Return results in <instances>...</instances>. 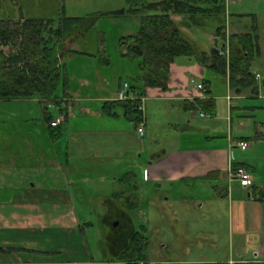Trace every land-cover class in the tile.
<instances>
[{
    "label": "rangeland",
    "instance_id": "obj_1",
    "mask_svg": "<svg viewBox=\"0 0 264 264\" xmlns=\"http://www.w3.org/2000/svg\"><path fill=\"white\" fill-rule=\"evenodd\" d=\"M57 1L16 0V3L21 7L23 19L56 18L58 8H53V5ZM60 1L66 4L70 16H85L128 6L121 0ZM2 2V9L12 10L10 0ZM225 4L228 8L227 0ZM129 16L122 19L101 16L95 28L104 34L110 60L108 67L100 68L115 83L119 78L135 83L140 73L139 67H134L137 59L120 57L118 36L133 34L138 28L133 23L134 16ZM229 21L226 13V26ZM192 28L195 40L206 41L205 36L196 37L199 30ZM67 41L71 46L72 40ZM72 46L77 51H94L95 35L89 34L83 40L77 38ZM11 49L6 46L4 51ZM64 56L63 62L66 61L76 75H81L85 66L92 67L86 61L95 62L93 59L82 62L78 56L70 58L68 54ZM251 66L254 67L255 62ZM208 75L216 77L212 91L222 96L226 91L223 77L212 71ZM190 82L200 84L195 79ZM256 83L264 92L261 79ZM151 89L154 90L149 95L145 93L142 96L144 136L132 128L136 136L134 141L104 138L102 143L91 149L97 155H91V150L87 153L76 151L71 155L70 165H65V168L66 143L52 142L46 119L48 115L45 116L43 111L47 106L48 111L57 117V107L51 103L41 104L35 98L38 96L28 100H0V247H16L15 252L28 256L32 254L31 249L46 250L69 264H184L185 260L193 262L227 257V202L215 198L213 187L218 185L225 189L229 184L230 171L214 180L167 181L156 185L148 179L144 169L148 167L151 154L161 148L170 150L188 144L197 148L235 145L237 139L252 134L253 126H250L249 133L246 128L248 121L255 123V127L264 125V95H259L258 91L253 93L250 88L243 89L247 95L233 101L237 107L232 112L231 123L229 101L225 97L216 98L212 114L204 110L189 113L177 101L156 97V89ZM200 112L205 116L201 117ZM171 124L179 126L175 129ZM172 138L179 140L178 143L171 145L169 140ZM250 140L251 146L246 150L229 147L230 157L234 163L257 165V174L264 176V167L260 168L264 164V140L256 130ZM59 162H62L61 168L55 165ZM69 167L74 171L68 172ZM126 172L134 175L130 174L123 182L122 176ZM128 184H135L137 188L126 194L133 192L139 200L137 207L130 212L120 205L118 199H113L114 195L129 187ZM54 189L65 191L67 201L52 197L48 191ZM107 200L129 213L134 211L131 215L135 231L142 229V235L149 242L146 256H123L122 249H111L113 233L103 221L107 216ZM52 205L58 207L49 208ZM112 216L108 213L109 219ZM238 237L234 235L235 243ZM11 253L0 251V255Z\"/></svg>",
    "mask_w": 264,
    "mask_h": 264
},
{
    "label": "crops",
    "instance_id": "obj_2",
    "mask_svg": "<svg viewBox=\"0 0 264 264\" xmlns=\"http://www.w3.org/2000/svg\"><path fill=\"white\" fill-rule=\"evenodd\" d=\"M10 1L12 10L2 9L0 7V18H10L14 21L19 19L22 21L23 17L20 13L21 7L18 6L16 0ZM121 1L123 5L128 6L140 5L147 2V0ZM227 2L228 8H226V13H228L230 20L228 24L229 26H226L227 36L230 34H241L247 32L250 30L253 20L255 19L256 21L260 52L258 56H255L252 60V63L255 62V66H251V70L255 75L256 81L261 79V88H263L264 0H227ZM1 5L2 4L0 3V6ZM61 5H64L65 12L67 15H69L70 13L67 11L66 4L58 0L53 5V8H58H56V11H58L57 17L61 13ZM252 15L254 16L252 17ZM132 16H134L133 23H136L135 27H138L139 19L137 18L139 17H136V15H130L129 17ZM119 18H126V16H119ZM172 18L178 23L186 20L182 15H172ZM195 28L199 30V33L196 37L205 36L206 41L201 43L193 38L195 36L194 28L181 26V30L183 32L196 41L203 50L208 52L214 44V26L212 24H208V26L205 28ZM128 35H132V33ZM122 36L124 35L118 36V39ZM74 42L75 40H72L71 46H69L68 41H66L65 47L58 57V61L62 64V68L67 73V82L63 87H61V89L58 90V97L52 100L35 97L41 102V104L51 103L58 109L57 117H54L51 112L48 111L47 106L44 107L43 111L45 116L48 115L50 117L51 122L56 121L58 118L61 119V121L56 126L52 127L48 124V128L50 129V138L52 139L53 143H61L62 141H65L66 143L64 146L66 151L64 158L65 161L63 160L64 168L65 165L66 167L70 165L71 155H75L76 151L87 153L88 150L93 149L96 144L102 143L104 138L110 139L111 141L117 140L120 142H124L129 139L134 141L133 139H136V136L133 133V129L137 132L138 127H136L133 122L123 116L121 109H115V111L118 112V116L106 115V112L102 109V104L104 101L116 99L117 92L121 89L123 83L126 82L129 86H131V83L121 78H119L116 83L115 81L110 80L100 68V66L108 67L110 62L103 64L97 59L96 56H90L81 54L80 52L71 51L70 49H73L72 45ZM65 54H68L70 58H73V56H78L77 58H79V60L82 62L92 59L95 62L92 63L91 61H86L91 64L92 67L85 66V71L81 75H76L68 66L66 61L63 62ZM120 57L128 58L121 56V54ZM134 67L138 68V63H136ZM170 68L172 73L170 81L167 84V88L162 90L158 87H154L156 89V97L165 100L177 101L179 102V105L182 106L183 110L189 113H193L197 110L201 111L200 109H192V105L195 104L198 98L213 99L215 102L217 97H225L229 101V120L232 123V112L236 106V104H233V101L246 96L247 93H244L243 90L241 92H235V90L229 86L227 76L221 75L223 77L222 84L225 85L226 91L222 96L216 95V93L212 91L216 77H214V75H208L209 71H214L205 67L204 65H201L194 59H188L184 57L176 58L171 63ZM191 79H195L196 82H200L203 85V89H198L196 85L190 82ZM207 80L209 82L206 85L203 83V81ZM149 89L151 88H148L146 91L148 95L154 90ZM208 90L210 91L209 94L206 93ZM257 91L259 95H264V92L261 91L259 86H257ZM25 100H28V98ZM240 107L244 108L245 106L240 104ZM200 116L203 117L205 115L203 112H200ZM188 121L190 122V119H188ZM251 122L252 121H248L246 124L248 133L250 131V126H253L252 134L254 133V130H256L259 136L261 135L262 139L264 140V125L258 124L255 127V123ZM142 124L144 130L142 136H144L146 132V129L144 128V119ZM170 126L176 129V127L178 128L179 125L171 124ZM252 134L242 136V138L237 139L236 142L245 140L249 144L248 147H250L251 140L249 141V137ZM124 138L125 140H121ZM178 141L179 140L172 138L169 140V143L174 145L178 143ZM233 146L239 147L237 146V143H235V145L229 144V146L227 145L224 147L219 146L213 148H197L191 144L186 145V147L178 146L175 148H170V150L161 148L159 151L151 154V160L148 162V167L144 169L148 174V179L156 183V185H160V183L167 181L188 182L191 180L219 179L221 175L224 176L230 168L234 169L236 167H244L251 173L253 184L249 187H242L236 179L229 180V184L225 189H222L218 185L213 187L215 190V198L227 202L226 213L229 236L227 257L225 259L213 258L210 260H196L193 262H188L185 260L182 262L184 264H264V201L257 199V192L264 188V176H259L257 174L258 166L255 164L242 165L239 164V162L234 163L232 157H230L231 150L229 149V147ZM91 152V155H97L95 151L91 150ZM60 164H62V162H59V164L56 163L55 165L61 168ZM263 167L264 164H261L260 168ZM72 171L74 170H71V167H69L68 172L71 173ZM255 174L256 176H254ZM48 192L55 199L67 201L68 195H66L65 191L54 189L53 191ZM57 207V205H52L49 208L56 209ZM37 209V211H40L38 207ZM37 211L35 213L41 214ZM42 228L45 229V227ZM235 234L239 236L237 243L234 242ZM215 248L217 249V247ZM31 251L32 254L29 256L25 254L22 255L21 253L15 251V253L12 252L8 255H0V264H69L68 261L60 259L58 256H52V254L50 255L46 250L31 249Z\"/></svg>",
    "mask_w": 264,
    "mask_h": 264
},
{
    "label": "trees",
    "instance_id": "obj_3",
    "mask_svg": "<svg viewBox=\"0 0 264 264\" xmlns=\"http://www.w3.org/2000/svg\"><path fill=\"white\" fill-rule=\"evenodd\" d=\"M126 15L139 17L137 31L120 37L118 42L121 56L138 60L140 73L136 77L137 82L130 86L136 97L132 100L104 101L102 109L106 115L118 116L115 109H121L123 116L137 127L143 121L142 111L138 109L140 98L148 88H167L172 73L170 65L179 57L194 59L216 74L227 76L229 86L235 92L250 88L253 93H257L256 78L251 70L252 60L260 52L255 19L247 32L227 36L225 0H147L140 5H129L85 16H69L64 5H61V13L56 18L36 17L22 21L0 18V100L35 96L40 99H56L59 88L67 82V73L58 61L66 41L77 38L83 40L89 34L95 35L96 49L93 52L70 50L96 56L101 63L107 64L109 58L105 37L101 31L95 29L97 21L101 16ZM172 15H182L186 20L178 23ZM208 24H215V36L214 44L207 52L183 32L181 26L205 28ZM6 46L12 49L6 52ZM226 46L228 58L220 53ZM208 82L203 81L206 85ZM206 93L209 94L210 91ZM192 106V109L211 114L214 112L215 102L213 99L198 98ZM46 119L51 126L49 116ZM130 174L134 175L131 172L123 174V182L127 181ZM128 186L114 195L113 199H118L120 205L130 212L137 207L139 200L133 192L126 194L134 191L137 186ZM257 199L264 201V188L257 192ZM130 240L133 244L129 242L122 252L123 256L147 255L149 242L145 236H141L136 230ZM131 247L136 251H131ZM17 249L0 247V251L4 252H14ZM24 250L30 251L27 248Z\"/></svg>",
    "mask_w": 264,
    "mask_h": 264
},
{
    "label": "flooded vegetation",
    "instance_id": "obj_4",
    "mask_svg": "<svg viewBox=\"0 0 264 264\" xmlns=\"http://www.w3.org/2000/svg\"><path fill=\"white\" fill-rule=\"evenodd\" d=\"M0 3L2 4L1 1ZM108 213L113 215L112 219L108 218ZM103 221L106 225H109L111 228L110 231L113 233V237L110 238L111 249L119 251L120 249L124 250L128 247L129 240L135 232V224L133 223V216L131 213L120 209L113 201L107 200V216L103 219ZM140 225L144 227L143 224ZM137 231L141 234V236H145L142 235V229ZM131 251L135 252L136 249L131 247Z\"/></svg>",
    "mask_w": 264,
    "mask_h": 264
},
{
    "label": "built area",
    "instance_id": "obj_5",
    "mask_svg": "<svg viewBox=\"0 0 264 264\" xmlns=\"http://www.w3.org/2000/svg\"><path fill=\"white\" fill-rule=\"evenodd\" d=\"M220 53L222 55H224L226 58L229 57V53H228V46H226V48L224 50H221ZM198 89H203V85L197 84L196 85ZM135 94L134 92L131 90L130 86L128 85V83H123L121 89L117 92V96L116 99L118 100H132L135 99ZM142 101L143 98H140V102L138 105V109L139 110H143L142 109ZM202 115V113H201ZM61 121L60 118L56 119V121L51 122V126H56L58 125V123ZM137 132L140 136L143 135L144 130H143V124L142 122L139 123L138 127H137ZM237 146H239V148L241 149H246L249 144L245 141V140H240L237 142ZM229 180H233L236 179L238 181V183L242 186V187H249L253 184V179L251 176V173L249 170H247L244 167H236V168H230L229 169ZM231 263V261H230Z\"/></svg>",
    "mask_w": 264,
    "mask_h": 264
}]
</instances>
